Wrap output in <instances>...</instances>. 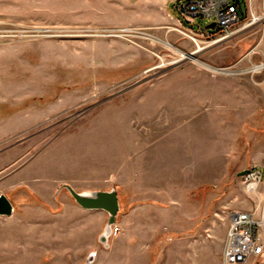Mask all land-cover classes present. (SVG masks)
Segmentation results:
<instances>
[{
	"label": "rangeland",
	"instance_id": "374dc122",
	"mask_svg": "<svg viewBox=\"0 0 264 264\" xmlns=\"http://www.w3.org/2000/svg\"><path fill=\"white\" fill-rule=\"evenodd\" d=\"M177 1L0 0V264H222L232 212L257 200L238 173L264 170V76L158 39L244 70L263 27L207 47L213 19ZM63 184L117 191L108 246V213Z\"/></svg>",
	"mask_w": 264,
	"mask_h": 264
},
{
	"label": "built area",
	"instance_id": "2783aa9c",
	"mask_svg": "<svg viewBox=\"0 0 264 264\" xmlns=\"http://www.w3.org/2000/svg\"><path fill=\"white\" fill-rule=\"evenodd\" d=\"M246 4L247 11L242 16L239 3L233 0H178L175 8L190 22L198 17L213 19L215 27L200 28L211 34L212 39L207 47L230 39L238 31L255 24L263 27L264 43V0L260 13L254 0H247ZM255 49L252 48L248 55ZM262 57L260 62L252 64L259 67L251 72L264 76V49ZM241 177L247 190L257 200L250 209L232 212L223 247L222 264H264V170L260 167H250ZM119 229V226L114 224L111 236L117 234Z\"/></svg>",
	"mask_w": 264,
	"mask_h": 264
},
{
	"label": "water",
	"instance_id": "95a60500",
	"mask_svg": "<svg viewBox=\"0 0 264 264\" xmlns=\"http://www.w3.org/2000/svg\"><path fill=\"white\" fill-rule=\"evenodd\" d=\"M216 23L211 22L206 27L213 28ZM196 50H200L198 45ZM193 53V52H192ZM247 169H244L238 173L242 176L246 173ZM70 194L74 197L75 201L86 209H100L105 210L108 213V218L103 232L99 236V240L105 246L109 245V237L113 231V225L116 224L117 213L119 212L120 204L118 194L115 189L110 190H91L88 192L77 191L70 184H63ZM14 206L10 199L5 194H0V216H10L13 213ZM95 252L90 254L88 258L89 262L94 259Z\"/></svg>",
	"mask_w": 264,
	"mask_h": 264
},
{
	"label": "bare ground",
	"instance_id": "6f19581e",
	"mask_svg": "<svg viewBox=\"0 0 264 264\" xmlns=\"http://www.w3.org/2000/svg\"><path fill=\"white\" fill-rule=\"evenodd\" d=\"M158 40H159V42H161L162 44L166 45L167 47H170V48L178 51L181 54V57H180L179 60H183V59H191V60H194V61L198 62L199 64H202L203 66H205L207 68H210L213 72L227 73V74H237V73H241V72L255 71L259 67V66H252V67L247 68V69H244V70H231L228 67H217V66L211 65V64L203 61L202 59H200L198 57V54L197 53H199L200 50L204 49L200 45H199L200 50L186 52V51L178 48L176 45H174L169 40L161 39V38H159Z\"/></svg>",
	"mask_w": 264,
	"mask_h": 264
},
{
	"label": "crops",
	"instance_id": "0c3cea01",
	"mask_svg": "<svg viewBox=\"0 0 264 264\" xmlns=\"http://www.w3.org/2000/svg\"><path fill=\"white\" fill-rule=\"evenodd\" d=\"M9 100H10V98H8L7 96H3V97L0 98L1 103L8 102ZM0 124H1V122H0ZM257 167H260V165H257Z\"/></svg>",
	"mask_w": 264,
	"mask_h": 264
}]
</instances>
